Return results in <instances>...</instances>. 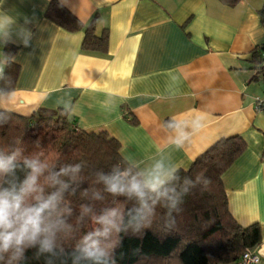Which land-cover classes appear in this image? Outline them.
Segmentation results:
<instances>
[{"label":"crops","instance_id":"obj_1","mask_svg":"<svg viewBox=\"0 0 264 264\" xmlns=\"http://www.w3.org/2000/svg\"><path fill=\"white\" fill-rule=\"evenodd\" d=\"M49 1L0 0L16 20L0 40V67L7 42L18 65L0 109L67 110L78 127L116 138L136 170L158 160L187 169L218 139L240 136L245 147L221 182L232 218L259 227L253 249L264 264V112L254 107L264 93V0H58L82 23L75 31L46 17ZM89 24L106 30L104 51L81 48Z\"/></svg>","mask_w":264,"mask_h":264},{"label":"trees","instance_id":"obj_2","mask_svg":"<svg viewBox=\"0 0 264 264\" xmlns=\"http://www.w3.org/2000/svg\"><path fill=\"white\" fill-rule=\"evenodd\" d=\"M219 1L233 6L240 0ZM260 14L264 19V7ZM45 15L66 30L83 28L82 23L58 0L49 1ZM106 41V30L96 34L89 24L84 29L81 48L104 51ZM15 50V44H5L6 63L0 88H11L16 77L18 65L11 60ZM257 72L264 75L260 60ZM0 120L5 121L0 123V151L5 154L18 150L21 159L39 155L54 171L67 165H81L76 181L70 183L62 202L63 207L71 210L66 217L71 231L59 242L65 254L55 257L47 253L38 255V249L29 248L19 264H47L48 260H52V264H72L70 254L77 244L65 239L83 237L99 227L98 224L93 226V217L105 209H120L127 221V211L138 206L134 198L114 196L98 182V173H109L114 167L136 170L122 157L119 141L107 131L82 129L67 110L59 109L38 108L30 115L0 109ZM244 147L245 142L238 135L220 138L197 156L187 169H177L178 179L173 185L181 196L176 209L171 210L169 216V209L163 206V202L158 203L149 227L139 232L129 228L117 234L112 250L115 264H168L173 259L178 264H229L245 248H254L260 241L259 227L256 224L242 227L232 218L221 182V174ZM24 174L17 171L20 179ZM62 179L69 180L68 177ZM186 180L190 183L185 184ZM41 183H44V177H41ZM185 187L187 191L183 192ZM45 190L50 192L53 189L45 185ZM85 206L91 212L82 216ZM7 260L6 254L0 264H7Z\"/></svg>","mask_w":264,"mask_h":264},{"label":"clouds","instance_id":"obj_3","mask_svg":"<svg viewBox=\"0 0 264 264\" xmlns=\"http://www.w3.org/2000/svg\"><path fill=\"white\" fill-rule=\"evenodd\" d=\"M15 24L12 15L0 10V40L8 39L10 29ZM17 34L27 46L31 35L27 29L20 27ZM3 78L0 67V80ZM0 95L7 98L12 92L0 88ZM4 122L0 120V123ZM181 144L182 140L178 139L177 146ZM18 170L25 173L23 179L17 175ZM80 171V164L67 165L54 171L49 162L39 155L21 159L18 150L10 154L0 151V261L7 254V264H19L29 248L38 249V255L47 253L55 257L65 254L59 242L71 231L66 219L71 210L63 207L62 202L64 193L70 183L76 181ZM176 173L175 167L166 166L162 160L143 170L114 167L109 173H98V182L103 183L105 191L114 196L134 198L138 206L127 211V221L125 213L117 208L105 209L94 216V222L99 227L84 235L75 246L70 254L72 264H115L112 250L117 234L129 228L139 232L149 227L158 203L163 202L170 216L181 196L173 185L178 179ZM41 177H44V183H41ZM62 177L69 180L65 181ZM189 183L185 181V184ZM45 185L53 190L46 192ZM182 191L186 192L187 188ZM96 198H100L98 193ZM89 212V207H83L82 216ZM255 259L258 264L259 258ZM47 264H52V260H48Z\"/></svg>","mask_w":264,"mask_h":264},{"label":"built area","instance_id":"obj_4","mask_svg":"<svg viewBox=\"0 0 264 264\" xmlns=\"http://www.w3.org/2000/svg\"><path fill=\"white\" fill-rule=\"evenodd\" d=\"M260 65L264 68V43L260 47ZM254 107L256 111L264 112V93L260 97L255 99ZM256 257L259 258L258 254L253 248H245L237 259L229 264H256ZM225 264V263H216Z\"/></svg>","mask_w":264,"mask_h":264},{"label":"rangeland","instance_id":"obj_5","mask_svg":"<svg viewBox=\"0 0 264 264\" xmlns=\"http://www.w3.org/2000/svg\"><path fill=\"white\" fill-rule=\"evenodd\" d=\"M117 206V205H116ZM94 225H96V223L95 222H93V226ZM72 233V232H71ZM64 239V237L63 238H61V240H63ZM82 239V237L81 236H77V237H74V236H71V237H69V238H67V239H65L67 242H69V240H71L73 243H75V244H78L79 243V241ZM139 264H145V263H139ZM148 264H156V263H154V262H151V263H148ZM160 264H162V263H160ZM168 264H178L177 262H176V260H172L171 262H168Z\"/></svg>","mask_w":264,"mask_h":264}]
</instances>
